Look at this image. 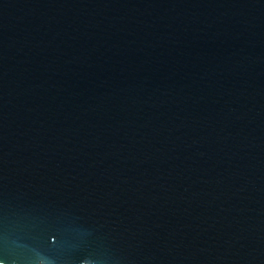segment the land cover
Wrapping results in <instances>:
<instances>
[{
	"label": "water",
	"instance_id": "95a60500",
	"mask_svg": "<svg viewBox=\"0 0 264 264\" xmlns=\"http://www.w3.org/2000/svg\"><path fill=\"white\" fill-rule=\"evenodd\" d=\"M0 264H264V0H0Z\"/></svg>",
	"mask_w": 264,
	"mask_h": 264
}]
</instances>
